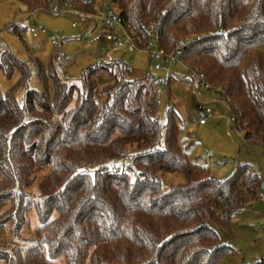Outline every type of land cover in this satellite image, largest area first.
I'll use <instances>...</instances> for the list:
<instances>
[{
    "label": "trees",
    "instance_id": "16d2710c",
    "mask_svg": "<svg viewBox=\"0 0 264 264\" xmlns=\"http://www.w3.org/2000/svg\"><path fill=\"white\" fill-rule=\"evenodd\" d=\"M69 1L88 12L98 4ZM114 1L138 49L154 25L160 48H181L188 79L224 90L244 141L264 148V0ZM19 2L33 11L51 0ZM65 61L60 50L29 64L0 49V72H19L0 89V264H225L230 248L215 227L261 187L253 168L239 163L221 180L191 163L177 142L178 113L156 117L161 85L148 73L128 79L121 57L87 66L79 82L63 75ZM31 64L40 89L28 87ZM101 66L110 81L98 103ZM164 173L183 179L164 187ZM31 209L39 225L28 231Z\"/></svg>",
    "mask_w": 264,
    "mask_h": 264
},
{
    "label": "rangeland",
    "instance_id": "374dc122",
    "mask_svg": "<svg viewBox=\"0 0 264 264\" xmlns=\"http://www.w3.org/2000/svg\"><path fill=\"white\" fill-rule=\"evenodd\" d=\"M101 0H96V3ZM41 8L43 7L40 6ZM31 13V14H30ZM30 14L28 22L37 28L45 27L62 40L59 46L52 45L45 35L39 33L36 37L22 32L25 38L16 36V32L9 29L14 22ZM75 22L76 25L72 26ZM93 25L87 23L82 14H56L45 9L27 11L19 0H0V49L7 50L20 60L31 63L37 57L45 63L49 56L60 50L70 61H65L61 67L63 75L79 82L82 71L89 65L107 62L113 58H122L127 68V78L133 79L149 74L157 82L170 73L167 85L159 86L157 95L159 109L157 119L164 123L166 109L172 107L179 116L177 142L185 151L187 159L207 168L208 173L218 179L231 176L239 163L249 164L264 186V148L260 144L246 143L242 130L237 129L234 114L226 108L223 100L217 98L215 90L206 89L200 80H189L191 73L184 63L176 62L172 65L160 63L150 58L148 48H112L99 49L95 44L88 43ZM264 59V47L260 48ZM109 74L102 66L94 75V99L100 103L101 89L109 81ZM19 78V72L13 71L10 77L0 72V89L7 91ZM189 78V79H188ZM149 80V79H148ZM29 88L40 89L39 81L31 64ZM24 88L15 90V98L19 105L23 104ZM198 104H204L213 111V118L207 125H199L200 113ZM44 171H39L42 175ZM183 179L178 173H164L161 184L179 183ZM264 194V187L256 191L255 196L247 194V204L233 214L226 227L217 226L219 241L227 244L230 252L224 259L225 264H264V201L258 198V193ZM8 205L0 203V211ZM55 215V213H53ZM29 228L34 230L38 225L36 213L33 209L28 212ZM7 236V233H1ZM22 247L25 242H18ZM55 264H63L61 261Z\"/></svg>",
    "mask_w": 264,
    "mask_h": 264
},
{
    "label": "built area",
    "instance_id": "2783aa9c",
    "mask_svg": "<svg viewBox=\"0 0 264 264\" xmlns=\"http://www.w3.org/2000/svg\"><path fill=\"white\" fill-rule=\"evenodd\" d=\"M36 9H42L38 7ZM52 13L56 14H65V13H75L82 14L84 17L89 19L88 24H92V33L91 36L87 39L88 43L95 44L99 49H112V48H132L138 49L135 43V38L131 36L123 26L119 13L117 10V6L114 0H101L96 6L94 12H88L79 9L74 6L73 3L69 0H51L49 7L47 8ZM31 14V13H30ZM30 14L21 20L14 22V25H17L18 29L22 32H27L30 36L36 37L37 35L42 34L45 35L52 45H57L60 41L59 37L49 32L45 27L37 28L34 24L28 22L26 24L25 19L29 20ZM76 23L73 22L72 26H75ZM154 25H151L147 34L149 36V42L147 45L148 52L150 58L154 61H159L163 64L172 65L176 62H180L181 48L176 49L173 52H165L162 48H160L157 38L153 33ZM21 32V33H22ZM21 33H16V36L19 38H25ZM166 76L164 79L159 80V84L163 85L171 76L168 70H165ZM198 76V75H196ZM199 78V77H198ZM201 84L209 89L210 86L203 79H199ZM217 98L221 99L225 95V91L221 88H217L215 90ZM197 110L200 113L199 124L205 125L207 124L214 116L211 108L204 104H198ZM236 120V119H235ZM237 129H240L239 123L236 121ZM258 198L264 201V194L262 192L258 193Z\"/></svg>",
    "mask_w": 264,
    "mask_h": 264
},
{
    "label": "water",
    "instance_id": "95a60500",
    "mask_svg": "<svg viewBox=\"0 0 264 264\" xmlns=\"http://www.w3.org/2000/svg\"><path fill=\"white\" fill-rule=\"evenodd\" d=\"M264 186H263V184L261 185V188H263Z\"/></svg>",
    "mask_w": 264,
    "mask_h": 264
},
{
    "label": "crops",
    "instance_id": "0c3cea01",
    "mask_svg": "<svg viewBox=\"0 0 264 264\" xmlns=\"http://www.w3.org/2000/svg\"><path fill=\"white\" fill-rule=\"evenodd\" d=\"M200 125V124H199ZM205 125H207V124H205ZM202 126H204V125H202Z\"/></svg>",
    "mask_w": 264,
    "mask_h": 264
}]
</instances>
